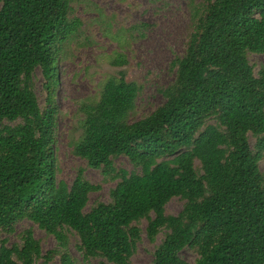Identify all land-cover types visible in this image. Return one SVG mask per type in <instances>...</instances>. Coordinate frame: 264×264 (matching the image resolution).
<instances>
[{"label": "trees", "instance_id": "1", "mask_svg": "<svg viewBox=\"0 0 264 264\" xmlns=\"http://www.w3.org/2000/svg\"><path fill=\"white\" fill-rule=\"evenodd\" d=\"M72 0H0V237L28 220L56 240L43 255L30 229L21 244L0 238V264H35L59 256L76 264H131L142 239L155 246L151 264H264V0H188L190 32L164 102L129 122L140 88L107 77L98 95L80 104L82 134L73 154L104 179L117 180L109 201L86 211L100 189L78 168L71 185L57 179L55 92L62 47L77 33ZM157 2L160 0H149ZM126 63L121 54L114 66ZM45 92L39 105L34 74ZM254 143L251 145L250 140ZM125 157L133 171L116 169ZM181 210L166 215L172 199Z\"/></svg>", "mask_w": 264, "mask_h": 264}, {"label": "rangeland", "instance_id": "2", "mask_svg": "<svg viewBox=\"0 0 264 264\" xmlns=\"http://www.w3.org/2000/svg\"><path fill=\"white\" fill-rule=\"evenodd\" d=\"M195 3L201 0H194ZM188 0H72L71 17L79 20L77 33L60 51L58 63V84L55 102L58 119L55 129V153L57 157V179L71 185L78 168H83L85 179L100 189L89 196L86 211L96 202H108L109 191L117 180L104 179L98 170L90 169L85 162L73 154V144L82 134L83 113L79 110L82 102L98 95L99 85L109 76L123 77L127 82L135 83L139 93L135 106L128 116L134 122L150 114L163 102L161 90L174 78L170 62L182 56L188 34L190 17ZM116 54L124 56L123 66H114L111 60ZM249 64L255 73L264 67V53L248 54ZM34 91L39 105L45 101L42 88L43 78L39 69L34 74ZM253 145L254 140H250ZM116 169L133 171L131 163L125 157L113 161ZM263 170L264 162L260 163ZM182 202L172 199L165 207L166 215H176L182 208ZM142 230V239L131 257V264H151L155 246L160 243L163 234H159L154 244L145 235L146 221L138 223ZM30 229L40 243L43 255L57 247L56 240L28 220H21L15 226L13 234H1L7 239L8 246L21 244L20 235ZM68 249L76 264L82 256L77 252V237L68 234ZM181 258L194 264L197 255L190 249L181 252ZM35 264H59V256L51 260L38 259ZM88 264H102L101 259L92 258Z\"/></svg>", "mask_w": 264, "mask_h": 264}]
</instances>
